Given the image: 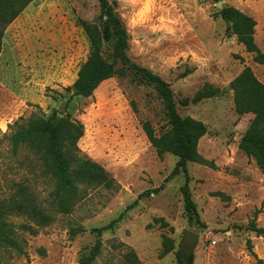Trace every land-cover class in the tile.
I'll return each mask as SVG.
<instances>
[{"label": "rangeland", "instance_id": "rangeland-1", "mask_svg": "<svg viewBox=\"0 0 264 264\" xmlns=\"http://www.w3.org/2000/svg\"><path fill=\"white\" fill-rule=\"evenodd\" d=\"M108 1L128 34L129 59L170 85L181 117L206 126L198 152L216 169L186 165L196 210L189 222L180 192L184 175H172L178 158L157 157L141 128L149 121L156 134L168 129L155 89L121 65L91 97L68 89L91 52L80 21L100 28L97 0H33L1 39L0 133L19 117L70 114L84 128L79 155L113 181L109 187L80 186L72 211L55 213L48 205L53 183L34 156L23 148L12 158L2 140L0 199L23 182L52 216L35 236L19 229L23 223L35 227L24 216H7L21 251L0 247L2 264H133L131 253L137 264H176L178 251L192 264H256L248 241L264 264V237L249 231L254 218L264 227V174L238 148L253 115L235 112L229 88L247 67L264 84V65L253 62L217 15L233 7L252 17L254 42L264 54V0ZM103 56L111 59L105 48ZM206 84L220 94L181 105ZM184 230L198 235L193 249L182 244ZM164 236L174 241V250L160 258Z\"/></svg>", "mask_w": 264, "mask_h": 264}, {"label": "trees", "instance_id": "trees-1", "mask_svg": "<svg viewBox=\"0 0 264 264\" xmlns=\"http://www.w3.org/2000/svg\"><path fill=\"white\" fill-rule=\"evenodd\" d=\"M32 1L0 0V52L5 28ZM97 2L100 28L96 24L80 21L90 41L91 52L81 64L76 80L68 89L73 90L74 96L91 97L102 82L114 76L118 65L133 71L142 83L155 89L165 110L168 129L156 134L149 121H143L141 128L148 142L155 149L157 157L171 154L178 158L172 175H178L180 172L184 175V185L180 188V192L186 215L189 222H192L196 217V210L188 186L189 176L186 165L195 163L216 169L212 162L204 160L198 152L199 140L207 133L206 126L191 117H181L176 110L170 85L129 59L126 53L128 34L116 16L112 4L108 0H97ZM217 15L227 24L228 34L234 36L245 51L253 55V62L264 65V54L255 44L253 37L255 20L233 7H224ZM104 48L111 54V59L103 56ZM186 73L189 71L186 70L182 75L185 76ZM229 88L233 92L235 112L239 115H253L239 141L238 148L246 157L253 159L257 168L264 174V84L258 81L247 67L229 83ZM219 94V88L206 84L190 101L183 100L181 105L196 104ZM83 129L82 123L72 118L70 114L58 117L56 113H52L47 118L38 115H31L28 118L19 117L12 125H8V132L0 133L2 137L0 143L2 140L8 142L12 158L16 157L21 149H27L39 163L42 175L52 181L53 189L49 195L48 205L55 213L69 214L72 211L79 198L80 186L109 187L112 184L113 180L99 164L79 155L77 143L83 136ZM220 195L216 194V196ZM12 214L24 216L35 226L26 223L18 226L21 231L28 232L32 236L37 235L39 229L52 221L51 214L41 207L33 192L28 191V186L23 182L18 184L17 190L0 199V247L15 248L19 251L21 249L12 236V224L5 219ZM254 219L250 223L249 231L255 233L257 237H264V227H257ZM162 225H165L164 222ZM161 248L159 257L163 258L174 250V241L164 236ZM247 250L256 260V264H263L252 251L249 241ZM176 256V264H192V258L184 260L181 251H178ZM130 258L133 264H137V258L133 253ZM0 264H2L1 259Z\"/></svg>", "mask_w": 264, "mask_h": 264}, {"label": "water", "instance_id": "water-1", "mask_svg": "<svg viewBox=\"0 0 264 264\" xmlns=\"http://www.w3.org/2000/svg\"><path fill=\"white\" fill-rule=\"evenodd\" d=\"M197 239H198L197 234H195L189 230L183 231V240H182L183 245L189 246L193 249L195 247Z\"/></svg>", "mask_w": 264, "mask_h": 264}]
</instances>
